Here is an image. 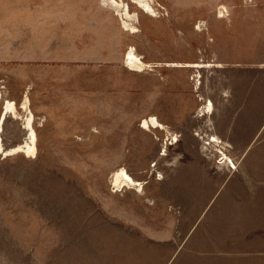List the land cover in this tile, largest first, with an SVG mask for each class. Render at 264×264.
Returning a JSON list of instances; mask_svg holds the SVG:
<instances>
[{"label": "rangeland", "instance_id": "374dc122", "mask_svg": "<svg viewBox=\"0 0 264 264\" xmlns=\"http://www.w3.org/2000/svg\"><path fill=\"white\" fill-rule=\"evenodd\" d=\"M127 1L137 32L103 0H0V115L28 94L38 134L0 151V264H264V0ZM199 61L223 66L166 64ZM123 166L143 192L111 185Z\"/></svg>", "mask_w": 264, "mask_h": 264}, {"label": "bare ground", "instance_id": "6f19581e", "mask_svg": "<svg viewBox=\"0 0 264 264\" xmlns=\"http://www.w3.org/2000/svg\"><path fill=\"white\" fill-rule=\"evenodd\" d=\"M133 2H136L138 6H140L144 11L150 12L152 14H156L157 10L154 7V5L151 3L150 0H132ZM104 4L108 7H111L114 9L122 18V23L126 27L127 30H132L134 32H137L139 29L136 26V24L133 22V20L139 18V13L132 12L130 8V3L127 0H103ZM125 64L128 66L129 69L132 71H139L142 72L146 69V65L149 63L144 60V58L137 52L135 47H131V49L128 51V53L125 55ZM170 66H177V67H191V68H198L200 70L201 68L206 67H221L223 66L222 63H211V62H188V63H166ZM150 66V64H149ZM200 76V74H199ZM200 80V79H198ZM3 99V92L0 86V102ZM20 108L25 112V115H22L20 112ZM17 105L16 101L13 100H7L6 104L3 106L1 115H0V129L4 130V123L8 117V115L11 113L16 118H23L25 119V128L30 133V136L26 138L23 142L18 143L12 147L6 148L4 146V139L2 137V134L0 135V151L4 156H10L15 154H21L24 153L28 156H36L38 153V134L35 127V121H36V115L32 109V101L28 94H26L22 105ZM202 115H209L212 114L214 111V102L212 99L206 100V103L202 106ZM141 127L148 131H152L153 129H168V126L163 123L159 117L156 115H151L150 117H146L142 120V123L140 124ZM211 142H217L221 143L222 140L220 137L216 134H213L210 138ZM179 136L178 134H174L171 138L170 144H174L179 142ZM223 151V150H222ZM166 152V151H165ZM223 162H226L225 164H228L230 169L233 171V169H238L237 163L234 161V159L229 156L225 151H223V157L221 158ZM227 159V160H225ZM111 185H113L114 188H117L116 190H119L121 187H128L129 189H135L138 192H143L145 189V181L138 179L137 177L133 176L129 170L123 166L119 167L117 170L113 171V174L111 175L110 179Z\"/></svg>", "mask_w": 264, "mask_h": 264}, {"label": "crops", "instance_id": "0c3cea01", "mask_svg": "<svg viewBox=\"0 0 264 264\" xmlns=\"http://www.w3.org/2000/svg\"><path fill=\"white\" fill-rule=\"evenodd\" d=\"M236 205H244V204H236Z\"/></svg>", "mask_w": 264, "mask_h": 264}, {"label": "flooded vegetation", "instance_id": "af4514ba", "mask_svg": "<svg viewBox=\"0 0 264 264\" xmlns=\"http://www.w3.org/2000/svg\"><path fill=\"white\" fill-rule=\"evenodd\" d=\"M164 154V153H163Z\"/></svg>", "mask_w": 264, "mask_h": 264}]
</instances>
